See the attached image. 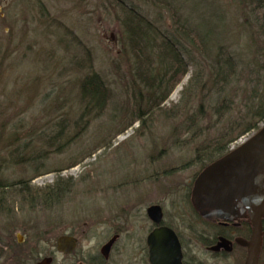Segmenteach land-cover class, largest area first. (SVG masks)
<instances>
[{
    "label": "rangeland",
    "instance_id": "374dc122",
    "mask_svg": "<svg viewBox=\"0 0 264 264\" xmlns=\"http://www.w3.org/2000/svg\"><path fill=\"white\" fill-rule=\"evenodd\" d=\"M170 1L173 6L176 1L182 4L178 13L188 14L193 26L216 39L226 25H236L235 10L241 2ZM123 2L132 3L161 29H173L171 12L162 0ZM115 8L109 0H0V185L8 186L20 179L31 191L20 193L18 187L3 190L6 199L0 202V230L8 228L16 236L32 226V230L25 231L31 239L60 218L107 223L122 209L129 192L144 184L140 176L146 164L141 159L151 151V139L163 142L162 152L168 154L164 159L175 158V181L186 184L205 167V161L198 164L192 160L197 146L217 139L240 112L241 91L232 86L217 95L207 85L195 95L186 92L181 100L193 70L188 66L166 99L145 111L147 89L135 79L134 87L142 92L143 108L139 109L145 113L141 125L135 119L136 97L124 90L136 76L129 70L120 14ZM234 36L229 40L231 49L239 59H246L242 55L244 37ZM85 51L91 56L93 70L106 80L110 96L106 108L81 129L76 120L80 113L77 86L82 72L76 62ZM159 65L153 63L155 69L147 70L150 75H155ZM32 78L36 79L30 85H35L33 98L8 96L13 90L21 95L18 86H26ZM134 87L130 90L136 94ZM222 99L228 101L230 113L227 108L215 112ZM198 106H202L200 112ZM263 125L264 120L256 130L231 142L229 149L245 142ZM4 142L13 144L3 151ZM198 154L203 157V153ZM45 170L49 172L43 173ZM57 178L69 184L59 200L46 204L36 199L35 187L50 186ZM106 227L100 229L101 238ZM37 238L45 240L43 235Z\"/></svg>",
    "mask_w": 264,
    "mask_h": 264
},
{
    "label": "flooded vegetation",
    "instance_id": "af4514ba",
    "mask_svg": "<svg viewBox=\"0 0 264 264\" xmlns=\"http://www.w3.org/2000/svg\"><path fill=\"white\" fill-rule=\"evenodd\" d=\"M149 145L151 151L141 159L144 184L129 192L107 223L60 218L31 239L25 231L32 226L16 236L2 227L0 264H247L253 224L242 199L236 193L228 208L197 209L192 189L204 168L186 184L175 181V158L164 159L163 142L151 139ZM151 207L156 209L149 212ZM157 230L162 233L149 239ZM41 235L45 242L37 238ZM256 264H264V215Z\"/></svg>",
    "mask_w": 264,
    "mask_h": 264
},
{
    "label": "trees",
    "instance_id": "16d2710c",
    "mask_svg": "<svg viewBox=\"0 0 264 264\" xmlns=\"http://www.w3.org/2000/svg\"><path fill=\"white\" fill-rule=\"evenodd\" d=\"M109 1L120 14L118 19L122 27L124 51L130 61L131 75L136 76L124 90L126 93L130 91L132 96L136 97L138 104L136 103L135 108L138 109L137 112L134 109L135 119L140 120L141 125L144 122L145 113L143 114V111L139 109L143 108L140 102L142 92L134 87L135 79L147 89V100L150 102L147 101L145 111L166 99L180 78L186 74L188 66H191L193 70L182 90L181 100L184 99L183 95L186 92L189 95L193 93L195 95L198 90L202 92L207 85H210L209 89H214L217 95L224 94L232 86L235 90L241 91L243 99L242 108L236 119L227 124L226 128L218 134V138L213 142L201 143L197 146V153L193 157L196 163L205 161V166L208 165L215 159L213 156L221 157L226 154L230 150L228 145L240 135L258 128L259 123L264 120V0H241L235 10L236 25L235 23L232 26L226 25L225 29L222 28L221 37L217 39L209 32L202 33L193 26L188 14L187 16L179 14L178 9H181L183 5L177 4V1L173 6L170 0H162L171 12L170 18L173 20L171 31L163 30L155 25L132 3H125L123 0ZM171 5L174 9L169 8ZM240 18L242 21L238 23ZM234 35L244 37L245 45L242 55L246 59H239L235 51L231 49L229 40H232ZM219 38L224 43L218 40ZM85 52L82 59L76 62L77 69L82 72L77 86L80 113L76 120V123L82 125L81 129L106 108L110 96L106 80L93 70L91 56L87 51ZM154 62L160 65L155 75H150L147 70L154 67ZM32 83H36L35 78L27 81L26 86L23 84L18 86V89L23 92L21 95L13 90L8 96L10 98L25 96L28 100L33 98L35 85L30 86ZM131 87L136 89V94L130 90ZM227 102L226 99H222L214 108L215 112L224 108H227L226 112L229 111L231 108ZM201 107H197V112L201 111ZM191 121H193L192 118ZM11 144L13 143L4 142L1 146L3 151L7 149V145L9 147ZM198 153H203V157ZM33 169L38 170L36 165ZM47 172L49 171L45 170L43 173ZM68 185L67 182L62 184L57 178L50 186L35 187L34 193L39 201L51 204L59 200ZM8 187H18L20 193L31 194L24 181L19 179L8 186L0 185V202H5L6 192L3 190Z\"/></svg>",
    "mask_w": 264,
    "mask_h": 264
},
{
    "label": "water",
    "instance_id": "95a60500",
    "mask_svg": "<svg viewBox=\"0 0 264 264\" xmlns=\"http://www.w3.org/2000/svg\"><path fill=\"white\" fill-rule=\"evenodd\" d=\"M236 193L248 207L253 224L254 248L250 247L247 264H256L264 215V125L245 142L209 164L192 189L197 209L228 208ZM152 209L156 208L148 211ZM161 233V230L154 231L149 239Z\"/></svg>",
    "mask_w": 264,
    "mask_h": 264
}]
</instances>
